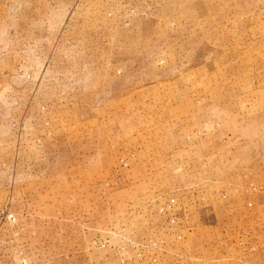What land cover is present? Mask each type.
<instances>
[{"label": "rangeland", "instance_id": "374dc122", "mask_svg": "<svg viewBox=\"0 0 264 264\" xmlns=\"http://www.w3.org/2000/svg\"><path fill=\"white\" fill-rule=\"evenodd\" d=\"M0 111V264L264 258V0H0Z\"/></svg>", "mask_w": 264, "mask_h": 264}, {"label": "built area", "instance_id": "2783aa9c", "mask_svg": "<svg viewBox=\"0 0 264 264\" xmlns=\"http://www.w3.org/2000/svg\"><path fill=\"white\" fill-rule=\"evenodd\" d=\"M18 73L20 74V77L25 79L26 81L31 80V75L24 70L23 68H20L18 70ZM2 117V113L0 111V118ZM14 127L17 126V124L13 121L12 124ZM259 188L256 187V185H251L252 192L258 190ZM172 202L170 200L165 205L163 204L161 211L163 214L168 215L167 225L163 226L160 229L159 235L150 237L145 241L143 244V249L136 252L135 256L131 257H120V263L121 264H131L134 262V264H146L145 258L149 253V259L150 264H161L160 258L157 253H165L166 248L171 246L172 238H175L176 240H182L183 234H182V227L180 223V218L175 214V208L171 204ZM253 203L249 202L248 207H253ZM111 236H107L110 238V240H113V235L115 234V231H112ZM154 238H157V240H154ZM109 239H95L91 242L90 246L94 249H107L111 246ZM250 247L248 248V252L251 254H258L260 252V244H250ZM90 247V248H91ZM68 258V255H66Z\"/></svg>", "mask_w": 264, "mask_h": 264}, {"label": "crops", "instance_id": "0c3cea01", "mask_svg": "<svg viewBox=\"0 0 264 264\" xmlns=\"http://www.w3.org/2000/svg\"><path fill=\"white\" fill-rule=\"evenodd\" d=\"M184 218L186 221L185 216H184ZM190 224H191V221H189L188 224L186 222H184V226H185L186 230H188L187 232H191L192 230L195 229V228H190L191 227ZM255 255L259 256L261 254H259V253L258 254L246 253L244 255L245 257L242 259V261H240V263H236V264H264V258L257 257V259H255L254 258V257H256ZM230 264H234V263H230Z\"/></svg>", "mask_w": 264, "mask_h": 264}]
</instances>
